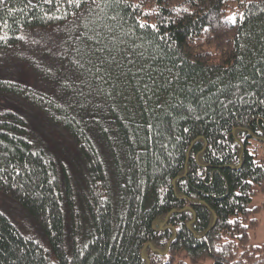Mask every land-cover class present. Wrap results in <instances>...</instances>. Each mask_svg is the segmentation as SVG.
I'll use <instances>...</instances> for the list:
<instances>
[{
	"label": "trees",
	"instance_id": "obj_1",
	"mask_svg": "<svg viewBox=\"0 0 264 264\" xmlns=\"http://www.w3.org/2000/svg\"><path fill=\"white\" fill-rule=\"evenodd\" d=\"M256 145L264 0L0 2V264H264Z\"/></svg>",
	"mask_w": 264,
	"mask_h": 264
},
{
	"label": "rangeland",
	"instance_id": "obj_2",
	"mask_svg": "<svg viewBox=\"0 0 264 264\" xmlns=\"http://www.w3.org/2000/svg\"><path fill=\"white\" fill-rule=\"evenodd\" d=\"M35 127L40 130L39 125H36ZM41 128L43 129L42 132L48 130V133L51 134L49 135V137L51 142L53 143L54 150L56 149V147L60 148L62 151V155L65 154L67 157L69 155V160L73 164H80V158L77 153V150L74 144H72L69 139H67L65 136L60 135L58 132H56V129L50 128L49 125ZM256 147H258V150L264 156V147L261 145H256ZM262 201L263 195L261 193H258L253 196V199L250 202V207H254L258 204H261ZM0 209L4 211L18 225L24 227L25 229L30 228L32 230H35L34 224L30 221L28 215L21 209V207L12 198L5 196L1 192ZM256 217L258 219V225L256 229L251 230L250 232V244L253 245L262 244L264 242V211L261 210L257 212ZM194 264H213V261L211 259H207Z\"/></svg>",
	"mask_w": 264,
	"mask_h": 264
},
{
	"label": "snow or ice",
	"instance_id": "obj_3",
	"mask_svg": "<svg viewBox=\"0 0 264 264\" xmlns=\"http://www.w3.org/2000/svg\"><path fill=\"white\" fill-rule=\"evenodd\" d=\"M0 2H2V0H0ZM70 2H73L75 4V6L79 7L80 4L83 2V0H70ZM94 2V0H93ZM147 25L141 24L140 27H146ZM152 28H155V25H151ZM210 55V53H209ZM249 183L251 184V181H249ZM231 223V222H230Z\"/></svg>",
	"mask_w": 264,
	"mask_h": 264
}]
</instances>
